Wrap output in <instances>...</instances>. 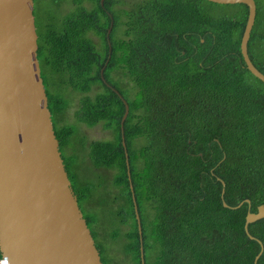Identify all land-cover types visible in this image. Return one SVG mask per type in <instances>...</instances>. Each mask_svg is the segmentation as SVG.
Returning a JSON list of instances; mask_svg holds the SVG:
<instances>
[{"label": "trees", "instance_id": "trees-1", "mask_svg": "<svg viewBox=\"0 0 264 264\" xmlns=\"http://www.w3.org/2000/svg\"><path fill=\"white\" fill-rule=\"evenodd\" d=\"M63 1L72 8L57 11ZM255 1L248 54L264 73V0ZM123 4L34 0L55 133L102 261L121 264L118 252L128 264H264V217L246 221L264 205V82L240 47L248 6ZM62 88L81 95L77 122L110 138L88 143L66 122ZM103 188L116 210L105 212ZM106 214L116 225L100 228L103 242Z\"/></svg>", "mask_w": 264, "mask_h": 264}, {"label": "water", "instance_id": "water-1", "mask_svg": "<svg viewBox=\"0 0 264 264\" xmlns=\"http://www.w3.org/2000/svg\"><path fill=\"white\" fill-rule=\"evenodd\" d=\"M208 1L248 6L241 52L264 82L248 54L256 1ZM38 47L34 0H0L1 257L9 264H104L60 151ZM127 115L128 104L122 123ZM263 217L262 204L246 221Z\"/></svg>", "mask_w": 264, "mask_h": 264}, {"label": "rangeland", "instance_id": "rangeland-1", "mask_svg": "<svg viewBox=\"0 0 264 264\" xmlns=\"http://www.w3.org/2000/svg\"><path fill=\"white\" fill-rule=\"evenodd\" d=\"M121 1H125L126 2V4H123L121 6L124 7V8H127L135 0H121ZM72 6L73 5L71 4L70 1H68V2L67 1H63V2H61L60 7L59 8L55 7V9H57V11L59 10V11L62 12V8H63V10L66 12L67 10L72 8ZM50 90L52 91L53 89H50ZM60 92H61V95H65L64 99L68 100V103L70 104L69 108H68L67 116H66L67 117V121L66 122H68V123L71 122L70 124L76 123L78 125V126L76 125L78 130L80 132H83L86 135V138H87L86 140H87L88 143H90V142H92L94 140L108 139V138L111 137V132L109 130H107V129H104L103 126H101V125H96L94 127H87L83 123H78L77 122V117H76L75 113H76V110L78 109V107L80 105L79 98L81 96L78 92L73 91L70 88H62V90H60ZM66 96H67V98H66ZM84 156L86 158V155H84ZM109 178H112L111 173H109ZM110 190L112 192H114V193L118 192V188L112 186L111 184H110ZM101 195H102V197L100 199L102 201L106 200V199H108L110 201L111 198L108 196L107 189L105 190V188H103ZM116 206H117L116 203H114L113 201L108 202L106 205H104L105 212H106V209L107 210H112V209L116 210ZM98 210L101 211L102 210V206H100L98 208ZM105 218H106V220H104V221L97 220V225H99V230H98L99 237L102 238L103 242H106L107 234L102 232L100 230V228H104L106 230L112 228V230H113L115 225H116V219L113 216H109V215L106 214ZM122 227L124 229H126L125 225H123ZM108 238H109L108 243L110 242V245L112 244V248H113L111 253H114V252L116 253V245H117L116 242L115 241L112 242L113 240L110 239L111 237H108ZM106 252H107V254L111 255V253H109L108 249H106ZM115 258L118 259L121 264H122V262L128 264V260L125 258L123 253L121 254V253L117 252L116 255H115Z\"/></svg>", "mask_w": 264, "mask_h": 264}, {"label": "built area", "instance_id": "built-area-1", "mask_svg": "<svg viewBox=\"0 0 264 264\" xmlns=\"http://www.w3.org/2000/svg\"><path fill=\"white\" fill-rule=\"evenodd\" d=\"M0 264H9V260L6 257H0Z\"/></svg>", "mask_w": 264, "mask_h": 264}]
</instances>
